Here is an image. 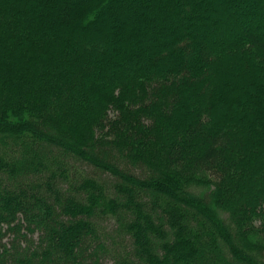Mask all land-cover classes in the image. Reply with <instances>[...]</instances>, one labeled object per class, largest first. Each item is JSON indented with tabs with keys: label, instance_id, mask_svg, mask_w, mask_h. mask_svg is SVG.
<instances>
[{
	"label": "trees",
	"instance_id": "obj_1",
	"mask_svg": "<svg viewBox=\"0 0 264 264\" xmlns=\"http://www.w3.org/2000/svg\"><path fill=\"white\" fill-rule=\"evenodd\" d=\"M253 235L264 0H0V264H264Z\"/></svg>",
	"mask_w": 264,
	"mask_h": 264
},
{
	"label": "rangeland",
	"instance_id": "obj_2",
	"mask_svg": "<svg viewBox=\"0 0 264 264\" xmlns=\"http://www.w3.org/2000/svg\"><path fill=\"white\" fill-rule=\"evenodd\" d=\"M133 172H135V171H133ZM199 175L200 176H207V174L205 172H199ZM252 238H253V240L260 241V242H262L264 244V236H261V235H253Z\"/></svg>",
	"mask_w": 264,
	"mask_h": 264
}]
</instances>
